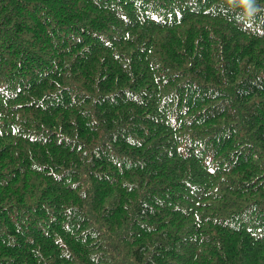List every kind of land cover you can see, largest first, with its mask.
Returning <instances> with one entry per match:
<instances>
[{
	"label": "trees",
	"instance_id": "obj_1",
	"mask_svg": "<svg viewBox=\"0 0 264 264\" xmlns=\"http://www.w3.org/2000/svg\"><path fill=\"white\" fill-rule=\"evenodd\" d=\"M0 264H264V0H0Z\"/></svg>",
	"mask_w": 264,
	"mask_h": 264
}]
</instances>
